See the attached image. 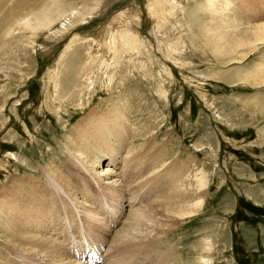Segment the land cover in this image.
I'll use <instances>...</instances> for the list:
<instances>
[{"label":"rangeland","instance_id":"obj_1","mask_svg":"<svg viewBox=\"0 0 264 264\" xmlns=\"http://www.w3.org/2000/svg\"><path fill=\"white\" fill-rule=\"evenodd\" d=\"M102 3L0 0V264L84 240L102 264H264V0ZM16 200L48 204L24 236L49 260L10 236Z\"/></svg>","mask_w":264,"mask_h":264},{"label":"bare ground","instance_id":"obj_2","mask_svg":"<svg viewBox=\"0 0 264 264\" xmlns=\"http://www.w3.org/2000/svg\"><path fill=\"white\" fill-rule=\"evenodd\" d=\"M108 1L110 2V0H103V3H102V7H105L107 4H108ZM170 0H163V2H168ZM209 1H212V0H209ZM165 3H163V5H161L160 7L162 8H166V6L164 5ZM97 8V7H96ZM96 8H92L91 11L89 12L88 15L84 16L83 20L84 19H87L88 16H92L93 14H97L98 11H96L97 9ZM96 9V10H95ZM101 9V7H100ZM95 10V11H94ZM168 10V8H166V11ZM216 11H219V9H215ZM164 11V10H163ZM173 11V10H171ZM95 12V13H94ZM168 12V11H167ZM167 14V13H166ZM165 14V15H166ZM114 16V15H113ZM116 16V15H115ZM114 16V17H115ZM123 21V20H122ZM110 23V22H109ZM118 23V21H117ZM120 24V23H118ZM125 24V22H124ZM50 25V24H48ZM122 26V24H120ZM119 25V26H120ZM51 26V25H50ZM125 27V26H124ZM129 27V26H128ZM262 31L263 33L259 34L258 35V40L260 41L261 39L264 38V23L260 24V26L258 27V31ZM125 32L129 33V30L128 28L124 30ZM119 141V140H118ZM94 148V147H93ZM111 153V155L114 153L113 151L109 152V154ZM107 154V152H106ZM77 156V155H76ZM109 157H112L109 155ZM114 157V156H113ZM114 160V159H113ZM122 166V165H121ZM108 171L107 168H105V170L100 173V174H105L106 172ZM43 174L45 176V183H44V186H43V189H45L44 192H48L50 190H53L56 195L57 194H63L65 195L66 193L68 194V190H69V182L67 180H64L62 182V186H65V187H61V180H60V183H56L55 181V178H53L50 173L47 171V170H43ZM93 174V172H92ZM58 175V174H57ZM62 179V178H61ZM69 180V179H68ZM100 180V182H103V178L101 179H98ZM59 181V180H57ZM107 183V182H106ZM71 188V187H70ZM191 189V188H189ZM24 189L19 187V189L17 190V194L21 193V191H23ZM25 191L27 192V195L25 192L21 193L22 196H23V200H27L28 198H30V200H34V198H36V195L40 194L41 195V192H37V194L34 195V187L32 186V184H30V190H26ZM186 192V191H185ZM25 193V194H24ZM182 193V192H181ZM184 193V192H183ZM188 192L184 193V194H187ZM105 195L106 192H104ZM178 194V193H177ZM183 194V195H184ZM103 195V193H102ZM185 196V195H184ZM25 197V198H24ZM21 199V198H20ZM60 199V198H59ZM107 201V200H106ZM102 202V201H101ZM25 205H29V203L27 201L24 202ZM38 205V204H37ZM44 206L47 208H49L48 204H43L41 205L40 207H38V210L37 212H33V209L32 208H29V207H26L25 209H22L21 207V202H19V200H16V208L12 211L11 209V212H3L2 215L6 216L5 219H7L8 223L10 225H12L14 228L12 229V233H11V237L14 238V240H17V241H22L23 243L25 242L27 244L26 245H23L22 247V251H26V252H30L31 254H34L38 257H41L43 256L44 259H48L47 257L49 256V252L48 250L46 251L42 245H44V243H47L46 242H43V239L41 237H36L35 235L32 234V236H35V242H33L32 239H30V235H27V236H24V234H27V232H25L24 230L29 228L30 226H34V229H40V228H43V226L46 225V221H47V217H46V213L47 212H44L45 209H44ZM107 207H110L109 204H106V206L104 207V209H107ZM25 210V211H24ZM151 210V209H150ZM22 211V212H20ZM111 210L108 209V211H106V213H111L110 212ZM155 211V210H154ZM78 212V211H77ZM79 212H83L82 214L80 213V215H82V217L85 218L86 222L89 224H92V225H95L97 226V229L99 227V224H98V219L100 220V217H98L99 214H97L96 212H93L92 209H83ZM114 213V212H112ZM15 214L17 215V217L15 216ZM144 214V212H138V215H142ZM48 215V214H47ZM148 215H151V214H148ZM154 217V213L153 215H151ZM115 217V216H114ZM135 226L134 227H131V231L133 230H136V227L139 226V220L136 219L135 221ZM67 224V223H66ZM68 225H71V224H68ZM96 228V227H95ZM102 228V227H101ZM104 229V228H103ZM139 231V228H137ZM101 231V230H100ZM135 232V231H134ZM121 234H123L121 232ZM45 239V238H44ZM51 240V239H50ZM114 240V239H113ZM45 241V240H44ZM54 241H52V244H53ZM84 242V241H83ZM36 243V244H35ZM83 244V243H82ZM81 244V245H82ZM15 245V244H14ZM14 245L12 244V248H14ZM55 246V245H54ZM57 249V248H55ZM54 250V249H53ZM129 251V250H128ZM48 252V253H47ZM53 254H51V259H52V262L51 264H82L80 260H77L75 257L74 259H72L70 262L69 260H63V258H67L65 255L64 257L63 256H60V255H57V253H54L53 251H51ZM18 254V253H17ZM139 255V254H138ZM106 256V255H105ZM115 256V255H114ZM37 257V258H38ZM119 257V256H118ZM141 257V256H140ZM28 259V258H27ZM41 260V259H40ZM49 260V259H48ZM112 260V259H111ZM31 261V260H30ZM50 262V261H49Z\"/></svg>","mask_w":264,"mask_h":264}]
</instances>
